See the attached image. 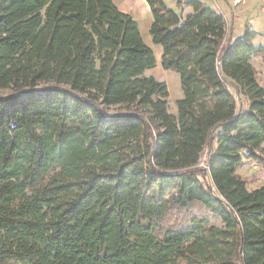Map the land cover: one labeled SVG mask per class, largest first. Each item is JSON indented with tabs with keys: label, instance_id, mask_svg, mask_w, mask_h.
Here are the masks:
<instances>
[{
	"label": "trees",
	"instance_id": "16d2710c",
	"mask_svg": "<svg viewBox=\"0 0 264 264\" xmlns=\"http://www.w3.org/2000/svg\"><path fill=\"white\" fill-rule=\"evenodd\" d=\"M145 2L176 115L113 0H0V264H264V187L237 173L264 163V47Z\"/></svg>",
	"mask_w": 264,
	"mask_h": 264
},
{
	"label": "rangeland",
	"instance_id": "374dc122",
	"mask_svg": "<svg viewBox=\"0 0 264 264\" xmlns=\"http://www.w3.org/2000/svg\"><path fill=\"white\" fill-rule=\"evenodd\" d=\"M164 1L167 6L171 9H173L176 13H184V11H181L177 7V0H162ZM187 1V0H182ZM202 2L209 4L212 7H215L218 9L219 12H223L224 14H227V21L230 25L232 21H234V17L237 15L241 17V21L239 20L236 25L238 29V38L242 37L243 34L247 31H249L250 24H252V21H256L258 23L257 26L261 28L260 26L264 27V0H239L240 2L236 3V0H226L228 2V5H224L223 0H201ZM231 6H230V5ZM224 7L227 9L224 10ZM132 9L135 16L140 17V22L142 24L148 23L149 18L143 13L141 9V5H139L138 2L133 1L132 2ZM189 9V8H186ZM185 10V9H184ZM190 10V9H189ZM190 13V12H189ZM186 15V14H185ZM255 19V20H254ZM252 22V23H251ZM233 24V23H232ZM255 26V27H257ZM243 33V34H242ZM259 39V38H257ZM149 45L154 46L155 50V58L157 59V65L154 69L148 71L147 77H155L158 81L163 82L166 84L167 87H169V112L171 114L176 115L177 114V106L176 103L178 100L182 99L183 96V90L180 85V77L178 74L172 71H165L162 68V48L155 46L152 42L149 43ZM255 69L257 70L259 82L261 85H264V65L262 63V60L257 58L254 61ZM9 95V92L6 91H0V96L5 97ZM264 156V151L263 155ZM202 161L200 163V166L204 167V162L206 161V152L202 156ZM237 173L242 176L245 180H247V185L249 186L250 191L256 190V188L264 187V163L257 164L252 162H244L240 168L237 169Z\"/></svg>",
	"mask_w": 264,
	"mask_h": 264
},
{
	"label": "crops",
	"instance_id": "0c3cea01",
	"mask_svg": "<svg viewBox=\"0 0 264 264\" xmlns=\"http://www.w3.org/2000/svg\"><path fill=\"white\" fill-rule=\"evenodd\" d=\"M113 1H114V3H116L117 7L119 8V10L121 12H124L126 14L131 15L132 17L135 18V20L138 21V23H139V30L141 31V34H142V37H143V40H144L145 44L148 45L151 49L155 50L154 46L149 45V43L152 42V38L150 36V30H149V28L151 26V23L153 22V16L151 15L150 8H149V5L147 4V2H145V0H113ZM133 1H136V2L139 3V5H141V9H142L143 13L149 18L148 23L142 24L140 22V19H139L141 16L140 17H137V16L134 15V13H133L134 11L132 9V2ZM223 1H224V5L223 6L228 5V2L226 0H223ZM226 7H224V10H226L227 8H229V7H227V8ZM189 12L191 13V9L190 10L189 9H185L183 15L189 14ZM239 20L241 21V17L237 15L236 17H234V21H232L233 28H235V33H234V36H233V42H235L237 40V38H238L237 37L238 36V33H236L237 32V29H238L237 28L238 26L236 25V23ZM252 22H251L252 24H250V27L251 28L249 29V31L250 32L252 31V32L255 33V37L253 39V42L257 46H263L264 47V27L260 26L261 28H259V26H257L258 23L256 21H252ZM255 26H257V27H255ZM257 38H259V39H257ZM155 46H157V45H155ZM158 47H160V46H158ZM147 72H145L146 73L145 74L146 76L148 74Z\"/></svg>",
	"mask_w": 264,
	"mask_h": 264
},
{
	"label": "built area",
	"instance_id": "2783aa9c",
	"mask_svg": "<svg viewBox=\"0 0 264 264\" xmlns=\"http://www.w3.org/2000/svg\"><path fill=\"white\" fill-rule=\"evenodd\" d=\"M240 2L239 0H236V3ZM263 12H264V8H263Z\"/></svg>",
	"mask_w": 264,
	"mask_h": 264
}]
</instances>
